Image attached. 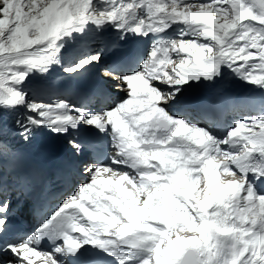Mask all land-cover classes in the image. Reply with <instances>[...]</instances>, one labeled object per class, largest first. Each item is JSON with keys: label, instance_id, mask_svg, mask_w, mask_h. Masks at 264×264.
Listing matches in <instances>:
<instances>
[{"label": "snow or ice", "instance_id": "obj_1", "mask_svg": "<svg viewBox=\"0 0 264 264\" xmlns=\"http://www.w3.org/2000/svg\"><path fill=\"white\" fill-rule=\"evenodd\" d=\"M37 262L264 264V0H0V264Z\"/></svg>", "mask_w": 264, "mask_h": 264}, {"label": "bare ground", "instance_id": "obj_2", "mask_svg": "<svg viewBox=\"0 0 264 264\" xmlns=\"http://www.w3.org/2000/svg\"><path fill=\"white\" fill-rule=\"evenodd\" d=\"M171 35H173L174 33L169 32ZM135 39H140L139 37H135ZM101 67L105 66L104 64L99 65ZM97 69V66L91 67L88 71H93ZM62 73L61 70L59 68H53V72H52V78L54 80V82L57 85H61L64 84L65 86L69 83L66 81H63L61 79ZM36 77H30V79H35ZM72 82V81H71ZM193 91L195 92H199L200 89H193ZM31 95V93H30ZM115 95V94H114ZM112 95V96H114ZM222 95L228 98H236V99H240V98H246L249 96H253V97H259L260 96V90L257 88H254V86L245 84L243 81H240L238 79H236L235 77H231V75H229V78L224 82V84L222 85ZM111 96V97H112ZM221 179L223 180L224 177L222 176ZM203 186V184L201 185V187ZM199 190V189H198ZM109 259L111 260L112 258L109 257Z\"/></svg>", "mask_w": 264, "mask_h": 264}]
</instances>
